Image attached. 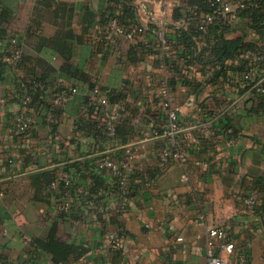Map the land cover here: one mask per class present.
Here are the masks:
<instances>
[{"label":"crops","instance_id":"obj_1","mask_svg":"<svg viewBox=\"0 0 264 264\" xmlns=\"http://www.w3.org/2000/svg\"><path fill=\"white\" fill-rule=\"evenodd\" d=\"M134 1L147 30L136 51L123 36L108 44L102 38L111 0H0V264H206L214 226L230 232L250 264H264V95L241 79L240 58L264 46V32L241 15L223 36L243 52L220 61L207 37L179 36L182 29L197 32L188 7L201 0ZM4 35L16 38L21 64L8 60ZM32 74L62 79L78 92L53 124L44 122L41 108L33 111L24 139L12 134L22 110L17 79ZM165 78L184 130L174 145L182 159L162 164L160 153L171 142L154 131L168 123L160 94ZM95 88L109 94L108 105L95 108L102 120L125 112L118 121L130 131L123 136L99 140L82 127ZM130 148L135 157L123 197L114 172L97 163L105 155L123 158ZM69 168L74 209L66 214L58 209L59 180ZM45 171L55 180L48 183ZM90 192L99 194L102 210L87 208ZM116 202L123 214L110 208ZM112 231L122 236V248L105 247Z\"/></svg>","mask_w":264,"mask_h":264},{"label":"built area","instance_id":"obj_2","mask_svg":"<svg viewBox=\"0 0 264 264\" xmlns=\"http://www.w3.org/2000/svg\"><path fill=\"white\" fill-rule=\"evenodd\" d=\"M138 6V5H137ZM260 0H208V7L199 4H192L188 7L190 18L197 24L199 31L205 37L212 35L215 26L219 25L221 29H225L236 24L240 17L241 11L247 9L258 8ZM139 7V6H138ZM121 5L114 6L113 13L108 15L105 29L103 33V40L106 44L115 41L117 36H123L132 44H136L146 37V27L142 23L136 24L132 28L123 25L117 15L120 12ZM151 15V13H149ZM166 23V22H165ZM159 36L162 47L168 49V39L163 30L156 31ZM208 38V37H207ZM210 38L211 44H215V38ZM206 39L207 41L209 40ZM22 57V51L17 46L16 38H12L11 54L8 60L11 62H19ZM243 59V71L241 72V79L246 82L252 92L264 95V51L262 48L249 49L244 51L241 56ZM57 86L51 88L42 80H33L36 88L51 93V101L58 107L64 106L67 100L75 93L78 88L69 86L64 83L62 79H57ZM23 86V84H21ZM60 87V88H59ZM173 93V86L168 78H165L160 83V94L162 96L161 107L166 112L168 123L161 129L154 131V136L158 138H168L171 146L164 147L160 153V162L167 163L173 159H182L181 152L174 146L176 145V136L184 130L181 124L180 106L176 105L171 96ZM31 102V96L27 95L22 100V110L17 115L12 134L22 138L30 136L33 129V115L31 114L28 104ZM91 104L96 106H106L109 103V97L100 88H95L90 97ZM4 103V99H0V105ZM123 110H117L110 119H103L105 123V134L107 138L116 137V124L121 117H124ZM50 121L54 120L53 114L48 115ZM135 157V152L132 148L128 149L123 158L115 159L110 156H103L98 161V168L100 170H111L118 178V191L121 196L126 197L129 191V171L132 170L131 163ZM60 180L62 181V195L63 201L59 204L60 211H69L72 209L74 196L72 193V182L70 174H64ZM99 195L96 193H89L85 198L87 208L92 212L102 210L103 203L98 200ZM255 200L249 198L246 204L249 207H254ZM112 211L117 214L125 212V206L121 202L111 204ZM208 259L206 264H250V257L248 254L236 247L233 236L230 232L221 226H214L208 230ZM106 248H122L123 238L118 231L109 232L106 238ZM219 250V253H216Z\"/></svg>","mask_w":264,"mask_h":264},{"label":"trees","instance_id":"obj_3","mask_svg":"<svg viewBox=\"0 0 264 264\" xmlns=\"http://www.w3.org/2000/svg\"><path fill=\"white\" fill-rule=\"evenodd\" d=\"M112 1V5L110 7V11L107 14L106 18H105V24H106V20L108 19V15H110L111 13H113V8L114 6H118L121 5L120 8V12L117 15L118 20L125 25L128 28H132L133 26H135L136 24L140 23L139 20V13H138V6L135 3L134 0H111ZM194 4H199L200 6L204 7V9H206L208 7V0H201V1H197ZM241 15L243 16H249L250 18H252L253 20L256 21V25L254 26L257 30L264 32V0H260V6L258 8H253V9H247V10H243L241 11ZM197 25V24H196ZM213 31L212 35H209L211 38H215V44H211L210 42V38L208 35H206L205 37H208L209 40L206 41V44L209 48H213L216 52L215 54V58L218 60H233V57L236 55H240L243 52V49L241 47L240 49V45L236 44L234 41H228L224 38V29H221V27L219 25L215 26L214 28H212ZM226 29V28H225ZM196 31H193L191 33H188L187 31L179 30V36L181 38H187L189 40H194V38L199 34V36H201V31H199L198 27L196 28ZM198 37V36H197ZM2 40L5 42L6 41V45L10 46V54H11V46H12V38L7 36H3ZM143 42H140L138 45L136 44V46L133 48L132 51H136L139 49L143 48ZM221 45V46H220ZM18 46V43H17ZM220 46V47H219ZM259 48H262L264 51V46H261ZM254 49H258L257 47H255ZM235 53V54H234ZM1 61V60H0ZM18 64L22 63V57L20 59L19 62H17ZM3 66V63L0 62V67ZM225 76L227 75L226 71L224 72ZM58 79V78H57ZM57 79L54 81H49L47 80L45 77L43 76H38L36 74H32L31 76H29L28 78H24V77H19L17 79V85H18V90H19V99L22 105V100L27 96L30 95L31 96V102L28 104L29 110L31 112V114L33 115V111L37 110L38 108L42 110V114L44 116V122L48 123V124H53L58 113H60V110L62 107H58L56 106L52 101H51V93L48 91H42L38 88H36L33 84V80H42L44 81L48 86H50L51 88L56 87L57 86ZM23 84V86L21 85ZM76 87V86H75ZM60 88V87H59ZM109 96V94H108ZM121 95H117L112 97V102L114 100H117L116 98L120 97ZM111 100V99H110ZM122 100V99H121ZM87 105H88V110H89V117L86 120V122L83 124V128H88L93 135L98 138L99 140L102 139H110L107 138L106 134H105V123H103V120L100 118V115L95 112V108L96 105L91 104L90 102V98H88L87 101ZM104 107V106H102ZM102 109V108H101ZM53 114L54 116V120L50 121L48 119V115L49 114ZM222 120V119H221ZM225 122V127L231 128L233 130V132L237 133L238 130L235 129V126L233 124L232 121L230 120H226ZM125 131L128 132L130 131L129 125L127 124V122H122V124L120 123V121L117 122L116 124V137L119 136H123V134H125ZM19 137V136H18ZM72 168V167H71ZM68 173L70 174L71 177V182H72V193H73V189H74V170H71L70 168L68 169L67 172H65V174ZM42 175L44 177L47 178V182L50 183L52 180H55V173L51 172V171H45L42 173ZM59 183L61 185L62 188V181L59 180ZM118 186V184H117ZM90 193H95V192H90ZM74 194V193H73ZM98 194V193H96ZM99 195V194H98ZM74 196V195H73ZM64 198V197H63ZM99 201L100 200V196L98 198ZM63 201V199L60 201V203ZM72 209L69 211H60L62 213H69L72 212L74 209V201L72 204Z\"/></svg>","mask_w":264,"mask_h":264}]
</instances>
